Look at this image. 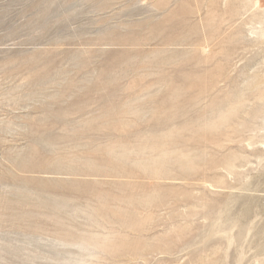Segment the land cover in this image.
I'll return each mask as SVG.
<instances>
[{
    "label": "rangeland",
    "instance_id": "rangeland-1",
    "mask_svg": "<svg viewBox=\"0 0 264 264\" xmlns=\"http://www.w3.org/2000/svg\"><path fill=\"white\" fill-rule=\"evenodd\" d=\"M0 264H264V0H0Z\"/></svg>",
    "mask_w": 264,
    "mask_h": 264
}]
</instances>
